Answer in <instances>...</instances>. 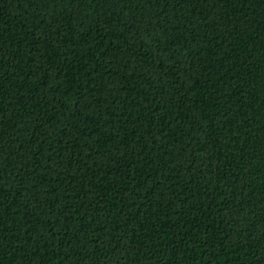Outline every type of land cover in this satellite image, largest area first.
<instances>
[{"label": "trees", "instance_id": "trees-1", "mask_svg": "<svg viewBox=\"0 0 264 264\" xmlns=\"http://www.w3.org/2000/svg\"><path fill=\"white\" fill-rule=\"evenodd\" d=\"M0 264H264V0H0Z\"/></svg>", "mask_w": 264, "mask_h": 264}]
</instances>
